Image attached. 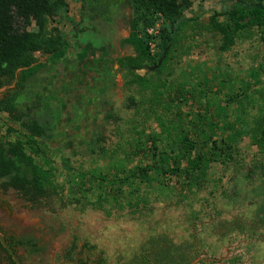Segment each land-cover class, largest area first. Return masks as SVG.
Listing matches in <instances>:
<instances>
[{
  "label": "rangeland",
  "instance_id": "1",
  "mask_svg": "<svg viewBox=\"0 0 264 264\" xmlns=\"http://www.w3.org/2000/svg\"><path fill=\"white\" fill-rule=\"evenodd\" d=\"M192 2L186 17L197 21L161 73L151 70L153 65L137 72L147 81L143 86L117 63L136 57L132 47L123 45L131 34L127 0L69 1L67 17L51 21L50 28L68 39V55L58 61L37 54L46 67L17 103L32 115L56 118L46 156L57 170L59 196L32 207L15 191L0 188V233L36 246L34 251L16 249L24 264H59L74 241L73 258L88 264L101 256L104 264H141L156 252L159 260L173 264H264V158L249 138H238L229 128L238 126L233 116L218 114L219 104L242 95L247 85L253 99L247 118L258 115L264 41L258 31H246L225 52L218 32L224 18L215 14L231 10L234 3ZM152 49L155 54V45ZM12 90L1 92L0 100ZM199 114L215 116L214 139L231 144L233 152L232 159L214 165L204 187L184 190L164 175L153 190L144 188L146 200L135 202L137 208L128 201L122 206L115 197L100 207L93 195L73 192L72 173L78 182L85 172L128 173L152 164L150 136L161 140L160 150L175 146L161 122L181 117L187 135L196 130ZM8 120L2 116L5 131ZM95 134L104 153L93 156L88 144ZM0 264H10L1 249Z\"/></svg>",
  "mask_w": 264,
  "mask_h": 264
},
{
  "label": "trees",
  "instance_id": "2",
  "mask_svg": "<svg viewBox=\"0 0 264 264\" xmlns=\"http://www.w3.org/2000/svg\"><path fill=\"white\" fill-rule=\"evenodd\" d=\"M69 1L87 2V0H0V87L14 83L19 69L28 68L18 75L16 88L0 100V188L13 190L32 207L44 206L59 196L56 185V171L52 168V158L46 156V150L54 139L55 119L49 114L32 115L18 108V99L26 93L29 86L37 81L38 74L46 64L37 59V54L50 55L55 60L67 57L70 44L59 29L50 28V23L58 18L67 17ZM132 11L131 34L123 41L136 52L135 58L118 59L122 69L135 76V84H147L137 72L146 70L149 65L157 67L164 57L162 66L156 70L161 73L173 52L180 47V41L188 28L197 21L186 17V12L193 6L192 0H127ZM234 3L231 10L216 13V18H224L218 25L224 39L223 50L228 52L235 45L238 34L256 30L264 41V0H227ZM157 52L154 54L152 46ZM34 65V66H33ZM263 70V69H262ZM242 95H231L223 104H219V115L224 119L234 117L238 126L228 124L236 130L238 138H249L264 158V93H259L262 105L259 113L252 120L247 118L248 107L253 99L248 94L250 89L244 85ZM243 87H241V90ZM234 106V108H233ZM2 116L8 117L7 129L1 123ZM210 118L199 114L194 122V130L185 135L183 118L177 122L162 121L164 132H169V139L174 147L159 148L160 139L150 136L153 154L152 164L139 166L131 172L116 170L113 174L100 172L82 173L77 182L72 173L74 193H89L96 198L99 206L110 199H118L122 204L128 201L132 208L140 199L146 200L147 190H153L156 182L164 175H170L181 184L184 190L193 191L204 187L209 181L215 164L232 159V146L214 139L216 125ZM13 138V140L11 139ZM99 134H95L88 144V151L93 156L104 153L100 147ZM184 164V165H183ZM185 166V168H183ZM69 171L71 170L68 167ZM264 175V165L260 166ZM73 170V169H72ZM92 184L90 187L88 186ZM145 192V194H144ZM149 193V192H148ZM114 199V200H116ZM124 206V204H122ZM102 207V206H100ZM11 247H26L34 251L36 246L28 240L11 238ZM78 246L72 243L65 259L75 260L74 253ZM7 262L15 264L12 257L1 247ZM156 252L153 259H146L141 264H173L159 260ZM83 264L85 263L78 260ZM96 264H104L103 257ZM185 264V263H178ZM188 264V263H186Z\"/></svg>",
  "mask_w": 264,
  "mask_h": 264
},
{
  "label": "water",
  "instance_id": "3",
  "mask_svg": "<svg viewBox=\"0 0 264 264\" xmlns=\"http://www.w3.org/2000/svg\"><path fill=\"white\" fill-rule=\"evenodd\" d=\"M164 57H165V55H164ZM164 57L160 60L159 65L157 67L151 68V70L155 71L158 68H160L161 65H162V63H163ZM25 70H28V68L19 69L17 71V78H16L14 84L11 85V86L5 87L3 90H0V93L1 92H5V91H7L9 89H15L16 88V85H17V82H18V75H19V73L22 72V71H25ZM0 242L3 245L4 249L12 257V260H13V262L15 264H24L22 262V260L20 259V257L18 256V254L16 253V251L9 245L8 241L6 240V236L3 233H0ZM59 264H83V263H81V262H79L77 260H68V259H66V260L60 262Z\"/></svg>",
  "mask_w": 264,
  "mask_h": 264
},
{
  "label": "flooded vegetation",
  "instance_id": "4",
  "mask_svg": "<svg viewBox=\"0 0 264 264\" xmlns=\"http://www.w3.org/2000/svg\"><path fill=\"white\" fill-rule=\"evenodd\" d=\"M6 240L8 241V243H9V245L11 246V240L6 236ZM1 247L4 249V247H3V245L1 244V242H0V249H1ZM14 249V248H13ZM15 250V249H14ZM16 251V250H15ZM7 252V251H6ZM8 253V252H7ZM16 253H17V251H16ZM9 254V253H8ZM18 254V253H17ZM18 256H19V254H18ZM20 257V256H19ZM21 259V258H20Z\"/></svg>",
  "mask_w": 264,
  "mask_h": 264
}]
</instances>
